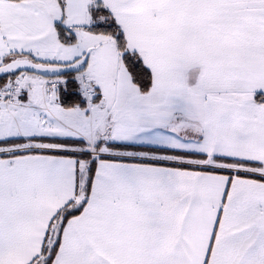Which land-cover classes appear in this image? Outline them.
Instances as JSON below:
<instances>
[{
    "label": "snow or ice",
    "instance_id": "6c2138e0",
    "mask_svg": "<svg viewBox=\"0 0 264 264\" xmlns=\"http://www.w3.org/2000/svg\"><path fill=\"white\" fill-rule=\"evenodd\" d=\"M0 264H264V0H0Z\"/></svg>",
    "mask_w": 264,
    "mask_h": 264
}]
</instances>
